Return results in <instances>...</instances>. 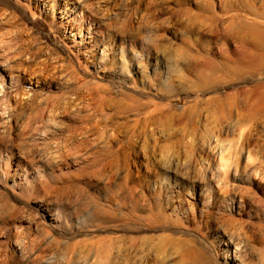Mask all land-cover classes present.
<instances>
[{
	"label": "rangeland",
	"instance_id": "1",
	"mask_svg": "<svg viewBox=\"0 0 264 264\" xmlns=\"http://www.w3.org/2000/svg\"><path fill=\"white\" fill-rule=\"evenodd\" d=\"M261 11L0 0V263L264 264Z\"/></svg>",
	"mask_w": 264,
	"mask_h": 264
},
{
	"label": "bare ground",
	"instance_id": "2",
	"mask_svg": "<svg viewBox=\"0 0 264 264\" xmlns=\"http://www.w3.org/2000/svg\"><path fill=\"white\" fill-rule=\"evenodd\" d=\"M258 16L260 17H263L264 18V11H261V12H258L257 13ZM231 18H233V21L235 19V21L237 22L238 24V32L236 33L237 36H239V38H241L242 40L245 41V39H247V37H250L251 36V33H254V31H251L253 27H256L257 28V32H264V26L259 24V23H252L250 21H247L246 19L244 18H241L240 16L238 17H235V16H231ZM237 29V28H236ZM236 32V31H235ZM256 32V31H255ZM235 36V35H234ZM236 36V37H237ZM245 38V39H244ZM264 50V47L263 49ZM229 169V166L227 167ZM22 240V239H21ZM29 245V243H28ZM25 246V245H24ZM27 246V244H26ZM5 258V257H4ZM3 259V258H2ZM8 259V258H7ZM0 260H1V254H0ZM2 261H5L7 262V260H2ZM5 262H1V263H4V264H7ZM0 263V264H1ZM10 263V262H9Z\"/></svg>",
	"mask_w": 264,
	"mask_h": 264
}]
</instances>
